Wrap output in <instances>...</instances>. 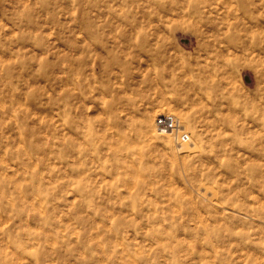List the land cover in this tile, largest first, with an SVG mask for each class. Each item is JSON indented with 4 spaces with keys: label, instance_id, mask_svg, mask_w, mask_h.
Instances as JSON below:
<instances>
[{
    "label": "rangeland",
    "instance_id": "1",
    "mask_svg": "<svg viewBox=\"0 0 264 264\" xmlns=\"http://www.w3.org/2000/svg\"><path fill=\"white\" fill-rule=\"evenodd\" d=\"M250 1L0 0V264H264Z\"/></svg>",
    "mask_w": 264,
    "mask_h": 264
},
{
    "label": "built area",
    "instance_id": "2",
    "mask_svg": "<svg viewBox=\"0 0 264 264\" xmlns=\"http://www.w3.org/2000/svg\"><path fill=\"white\" fill-rule=\"evenodd\" d=\"M157 124L160 125L162 132H169V131H175V133L178 131L179 135L176 133V135L184 142L189 140V134L187 132H184L183 129H179L178 124L174 119H170L169 117L161 116L159 119L156 120Z\"/></svg>",
    "mask_w": 264,
    "mask_h": 264
},
{
    "label": "bare ground",
    "instance_id": "3",
    "mask_svg": "<svg viewBox=\"0 0 264 264\" xmlns=\"http://www.w3.org/2000/svg\"><path fill=\"white\" fill-rule=\"evenodd\" d=\"M188 1H189V0H187V2H188ZM208 1H209V0H208ZM243 1H244V0H243ZM252 1H253V0H252ZM252 1H250V2H252ZM246 2H247V1H246ZM248 2H249V1H248ZM254 3H255V2H254ZM187 4H188V3H187ZM238 4H239V2H238ZM199 5H200V4H199ZM246 5H247V4H246ZM185 6H186V5H185ZM216 7H217V6H216ZM202 8H203V6H202ZM229 8H230V6H229ZM238 8H239V7H238ZM209 9H210V8H209ZM236 9H237V8H236ZM237 10L240 11L239 9H237ZM238 11H237V13H240V12H238ZM227 12H228V11H227ZM208 13H209V12H208ZM211 13H212V11H211ZM236 16H237V15H236ZM227 18H228V16H227ZM238 18H239V17H238ZM223 20H224V19H223ZM237 27H239V26H237ZM227 28H228V27H226V30H227ZM234 28H236V27H234ZM244 28H245V27H244ZM244 28H243V29H244ZM241 29H242V28H241ZM234 30H236V29H234ZM244 30H245V29H244ZM237 31H238V30H236V32H237ZM233 32H234V31H233ZM234 33H235V32H234ZM229 34H230V33H229ZM237 34H238V33H237ZM238 38H239V37H238ZM238 38H237V39H238ZM234 39H235V38H234ZM251 40H252V39H251ZM227 41H228V40H227ZM169 114H170V113H169ZM172 117H173V116H172Z\"/></svg>",
    "mask_w": 264,
    "mask_h": 264
}]
</instances>
